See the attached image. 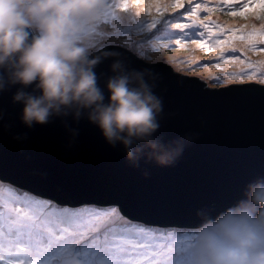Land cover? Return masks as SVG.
<instances>
[{
	"label": "water",
	"instance_id": "water-1",
	"mask_svg": "<svg viewBox=\"0 0 264 264\" xmlns=\"http://www.w3.org/2000/svg\"><path fill=\"white\" fill-rule=\"evenodd\" d=\"M110 53L129 68L148 71L163 100L157 136L165 143L191 138L172 167L141 162L131 167L123 152L109 147L97 129L79 124L74 145L61 120L24 129L18 105L0 94V181L46 199L79 200L122 208V214L153 226L195 228L201 215H216L241 198L246 185L264 178V85L244 94H203L197 84L176 87L175 77L198 82L209 93L223 91L206 77L162 63L146 64L133 51L111 45ZM141 54V52H139ZM111 58L97 66L101 85ZM27 134L26 140L13 139ZM75 206H80L76 204ZM198 213L200 215H198Z\"/></svg>",
	"mask_w": 264,
	"mask_h": 264
},
{
	"label": "clouds",
	"instance_id": "clouds-1",
	"mask_svg": "<svg viewBox=\"0 0 264 264\" xmlns=\"http://www.w3.org/2000/svg\"><path fill=\"white\" fill-rule=\"evenodd\" d=\"M113 12L128 22L135 9L120 8L119 0H0V94L15 89L10 102L19 106L24 129L61 120L71 146L79 129L69 119L85 120L109 147L119 146L129 166L172 167L184 138L165 143L157 136L164 106L151 74L102 51ZM121 46L146 64L156 62ZM109 58L101 85L96 69ZM189 237L185 264H264V178L248 183L223 211L201 215ZM63 264L79 261L68 257Z\"/></svg>",
	"mask_w": 264,
	"mask_h": 264
},
{
	"label": "snow or ice",
	"instance_id": "snow-or-ice-1",
	"mask_svg": "<svg viewBox=\"0 0 264 264\" xmlns=\"http://www.w3.org/2000/svg\"><path fill=\"white\" fill-rule=\"evenodd\" d=\"M253 4L258 13L244 11ZM119 7L135 9L128 26L135 24L149 33L134 42L133 49L139 52L147 44L157 50H184L190 54V65H198L195 53L200 51L214 61L211 68L223 71V76L211 81L213 88L223 91L209 93L183 77H175L176 87L197 84L203 94L236 95L257 90L228 85H264V60L253 61L248 55L264 56V0L240 4L233 0H119ZM217 13L262 23L259 27L221 23L213 18ZM110 17L113 29L124 26L114 12ZM113 38L112 30L101 34L102 42ZM102 51H111V45L105 44ZM258 91L264 94V88ZM4 118L7 113L0 110V119ZM190 142V137L182 141V155ZM189 240L181 229L134 222L119 207L75 199L71 194L42 199L0 181V264H63L68 257L79 264H185Z\"/></svg>",
	"mask_w": 264,
	"mask_h": 264
},
{
	"label": "rangeland",
	"instance_id": "rangeland-1",
	"mask_svg": "<svg viewBox=\"0 0 264 264\" xmlns=\"http://www.w3.org/2000/svg\"><path fill=\"white\" fill-rule=\"evenodd\" d=\"M251 8L244 9V11L250 13ZM253 11V9H252ZM259 12V8L257 9V13ZM203 15V14H202ZM214 19H216L218 22L224 23L227 22L229 24H237L242 25L245 23H255L257 27L262 23L259 20L249 19L245 20L243 17H230L226 16L221 13H217L213 16ZM109 22H111V18H109ZM125 24H128V22H125ZM132 26H135L136 28L129 29V31L125 32L124 30L128 29L127 25H124L123 27H117L116 29H110L112 30L113 39L112 40H105L106 44H110L117 47H122V44H127L131 47V45L134 42L142 41L144 40V37L147 36L149 33H147L144 29L140 28L138 25L133 24ZM155 31V30H153ZM264 47V46H261ZM125 48V47H122ZM132 48V47H131ZM128 49V48H126ZM135 50V49H134ZM137 51V50H136ZM139 52H141V55L143 56H151L154 58V60L157 63L166 64L170 67L177 68L183 71H187L196 75H200L203 77H206V84L208 86H212V78L217 76H223V71L217 70L215 68H211V63L214 61H210L208 56H206L204 53L200 51H196L195 56L198 58V65L197 64H191L190 65V54L184 50L175 51V50H165V49H152L149 45L143 44L141 45ZM248 55L251 57L253 61H259L264 60V56H257L252 53H248ZM174 60L175 63H172L170 61ZM207 69H211V71L206 72ZM228 70H233L229 68ZM254 83V82H253ZM258 84V83H256ZM234 85V84H232ZM229 86V85H228ZM42 198V197H41ZM46 199V198H42ZM79 207V206H77ZM112 207V206H111ZM190 233V232H189ZM188 233V234H189Z\"/></svg>",
	"mask_w": 264,
	"mask_h": 264
},
{
	"label": "trees",
	"instance_id": "trees-1",
	"mask_svg": "<svg viewBox=\"0 0 264 264\" xmlns=\"http://www.w3.org/2000/svg\"><path fill=\"white\" fill-rule=\"evenodd\" d=\"M211 2L212 3H215V0H211ZM233 2L234 3H237V4H240L242 2V0H233ZM252 7H254V8H252L253 11L251 9V12L250 13H253V12H256L257 13V9H258L257 5L253 4ZM138 223L145 224V223H142V222H138ZM147 225L150 226V227H155V228L168 227V228H173V229H181V230H183V231H185L187 233H189L193 229V228H184V227H177V226H153V225H149V224H147Z\"/></svg>",
	"mask_w": 264,
	"mask_h": 264
},
{
	"label": "bare ground",
	"instance_id": "bare-ground-1",
	"mask_svg": "<svg viewBox=\"0 0 264 264\" xmlns=\"http://www.w3.org/2000/svg\"><path fill=\"white\" fill-rule=\"evenodd\" d=\"M124 25L128 26V24H124ZM135 28H136L135 26H131V27L128 26V29H126L124 31L127 32V31H129V29H133L134 30ZM209 71H211V69L210 70L209 69L206 70V72H209Z\"/></svg>",
	"mask_w": 264,
	"mask_h": 264
}]
</instances>
